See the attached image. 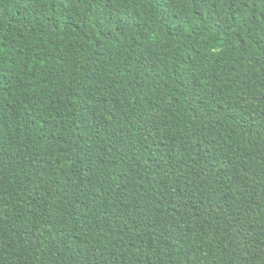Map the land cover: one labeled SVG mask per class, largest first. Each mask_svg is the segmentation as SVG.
Listing matches in <instances>:
<instances>
[{
    "label": "trees",
    "instance_id": "16d2710c",
    "mask_svg": "<svg viewBox=\"0 0 264 264\" xmlns=\"http://www.w3.org/2000/svg\"><path fill=\"white\" fill-rule=\"evenodd\" d=\"M0 264H264V0H0Z\"/></svg>",
    "mask_w": 264,
    "mask_h": 264
}]
</instances>
